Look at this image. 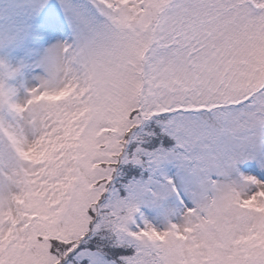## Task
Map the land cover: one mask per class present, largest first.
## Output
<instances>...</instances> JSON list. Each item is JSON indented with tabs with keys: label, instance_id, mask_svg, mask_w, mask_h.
<instances>
[{
	"label": "snow or ice",
	"instance_id": "snow-or-ice-1",
	"mask_svg": "<svg viewBox=\"0 0 264 264\" xmlns=\"http://www.w3.org/2000/svg\"><path fill=\"white\" fill-rule=\"evenodd\" d=\"M0 264H264V0H0Z\"/></svg>",
	"mask_w": 264,
	"mask_h": 264
}]
</instances>
